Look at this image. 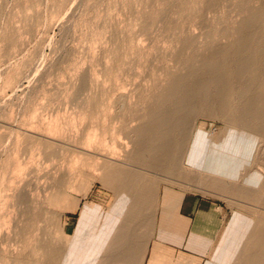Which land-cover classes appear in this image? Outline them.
<instances>
[{
    "label": "rangeland",
    "instance_id": "rangeland-1",
    "mask_svg": "<svg viewBox=\"0 0 264 264\" xmlns=\"http://www.w3.org/2000/svg\"><path fill=\"white\" fill-rule=\"evenodd\" d=\"M261 2L0 0V264H70L59 250L103 239L111 248L137 240L134 264H150L152 244L169 229L167 209L190 197L220 214L202 264L226 263L229 227L264 215V144L238 140L234 127L244 148L213 169L218 177L202 159L189 163L196 137L220 143L232 128L204 91L179 113L187 143L177 161L142 155L136 130L177 76L191 82L210 51L233 50L237 25ZM258 58L252 84L264 103V51ZM240 184L251 194L234 189Z\"/></svg>",
    "mask_w": 264,
    "mask_h": 264
},
{
    "label": "bare ground",
    "instance_id": "bare-ground-1",
    "mask_svg": "<svg viewBox=\"0 0 264 264\" xmlns=\"http://www.w3.org/2000/svg\"><path fill=\"white\" fill-rule=\"evenodd\" d=\"M262 20H264V0L261 5L248 8L244 19L237 25L236 31L240 36L233 50L227 46L214 48L201 59L204 70L197 68L191 72V82L186 75H179L165 89L156 108L149 112L151 119L136 130V141L142 155H150L154 162L162 159L177 161L181 146L187 143L181 134L187 116L186 114L181 116L179 113L196 105L197 91L215 95L212 102L217 107L216 113L226 117L227 123L232 128L230 127L227 138L220 143L206 145L198 142L199 139L196 137L190 145L189 163L193 164L198 159H202L205 168H209L210 172L208 173H214V176L218 177L220 174H215L213 169L222 168L225 158L237 157L235 150L242 147L239 145L242 141L232 139L235 128L240 130L237 135L238 140H241V136L245 134L247 139L258 140L264 144V103H262L261 91L257 92L256 87L252 84L255 75H257L258 53L264 51V38L259 36ZM252 38H254L253 42H251ZM171 97H174L175 100L167 104ZM198 148H203V151ZM236 168L233 167L231 170L237 171ZM224 171H230V169H224ZM115 174L120 177L138 176L134 173L124 172V170H117ZM241 184L234 189L249 195L250 192L245 190ZM127 210L126 212H128ZM233 224L225 233L221 246V251L225 247L231 250V255L227 256L225 264H264V215L258 214L253 218ZM238 240H241V243ZM110 242V240L103 239L93 246L87 243H85L86 246L75 245L62 248L56 254L64 262L70 264L135 263L133 253L140 242L135 240L127 247L117 248H111ZM94 253H101L103 256L98 261L88 260V257Z\"/></svg>",
    "mask_w": 264,
    "mask_h": 264
},
{
    "label": "crops",
    "instance_id": "crops-1",
    "mask_svg": "<svg viewBox=\"0 0 264 264\" xmlns=\"http://www.w3.org/2000/svg\"><path fill=\"white\" fill-rule=\"evenodd\" d=\"M85 208H95V205ZM170 210L172 216L167 214L169 229L166 238L152 244L150 264H176L172 261L176 257L184 258L178 264H202L214 245L220 226L218 208L206 201L201 203L197 197H190L183 201L182 208L167 209ZM214 228L217 230L211 233Z\"/></svg>",
    "mask_w": 264,
    "mask_h": 264
}]
</instances>
